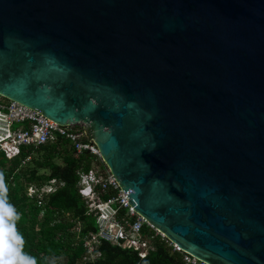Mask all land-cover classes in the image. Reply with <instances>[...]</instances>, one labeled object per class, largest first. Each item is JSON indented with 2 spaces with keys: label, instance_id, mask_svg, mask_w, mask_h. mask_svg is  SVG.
Returning a JSON list of instances; mask_svg holds the SVG:
<instances>
[{
  "label": "water",
  "instance_id": "95a60500",
  "mask_svg": "<svg viewBox=\"0 0 264 264\" xmlns=\"http://www.w3.org/2000/svg\"><path fill=\"white\" fill-rule=\"evenodd\" d=\"M0 96L83 125L182 252L264 264V0H0Z\"/></svg>",
  "mask_w": 264,
  "mask_h": 264
},
{
  "label": "trees",
  "instance_id": "16d2710c",
  "mask_svg": "<svg viewBox=\"0 0 264 264\" xmlns=\"http://www.w3.org/2000/svg\"><path fill=\"white\" fill-rule=\"evenodd\" d=\"M93 162L86 153L76 155L63 138L27 149L16 161L0 153V264H182L181 255L154 239V251L143 260L106 243L97 248V260H83L82 240L96 225L78 195V173H87ZM52 180L55 191L40 205L27 196L28 188ZM143 235L151 236L148 228Z\"/></svg>",
  "mask_w": 264,
  "mask_h": 264
},
{
  "label": "built area",
  "instance_id": "2783aa9c",
  "mask_svg": "<svg viewBox=\"0 0 264 264\" xmlns=\"http://www.w3.org/2000/svg\"><path fill=\"white\" fill-rule=\"evenodd\" d=\"M84 126H60L39 113L0 96V153L7 161H16L22 152L66 139L76 155L86 153L94 157L87 173H78V195L87 208V214L95 219L96 231L83 238L84 261L93 262L100 257L97 248L102 243L135 253L140 260L154 251L152 240H159L172 252L181 255L182 264H205L182 252L162 233L155 230L129 206L115 178L103 164L99 152L88 140ZM29 161V157L22 162ZM56 183L27 189V196L40 205L45 195L55 191ZM148 228L151 236L143 235Z\"/></svg>",
  "mask_w": 264,
  "mask_h": 264
},
{
  "label": "rangeland",
  "instance_id": "374dc122",
  "mask_svg": "<svg viewBox=\"0 0 264 264\" xmlns=\"http://www.w3.org/2000/svg\"><path fill=\"white\" fill-rule=\"evenodd\" d=\"M56 264H62V263L59 261V262H57Z\"/></svg>",
  "mask_w": 264,
  "mask_h": 264
}]
</instances>
